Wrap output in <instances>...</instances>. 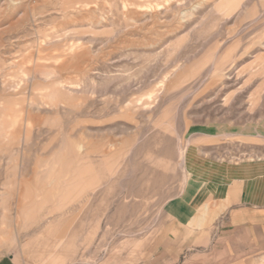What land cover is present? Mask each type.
Segmentation results:
<instances>
[{
  "label": "rangeland",
  "instance_id": "rangeland-1",
  "mask_svg": "<svg viewBox=\"0 0 264 264\" xmlns=\"http://www.w3.org/2000/svg\"><path fill=\"white\" fill-rule=\"evenodd\" d=\"M0 264H264V0H0Z\"/></svg>",
  "mask_w": 264,
  "mask_h": 264
}]
</instances>
